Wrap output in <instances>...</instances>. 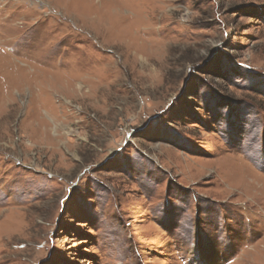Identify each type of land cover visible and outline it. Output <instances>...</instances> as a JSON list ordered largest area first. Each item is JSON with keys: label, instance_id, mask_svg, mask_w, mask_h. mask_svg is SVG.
<instances>
[{"label": "rangeland", "instance_id": "1", "mask_svg": "<svg viewBox=\"0 0 264 264\" xmlns=\"http://www.w3.org/2000/svg\"><path fill=\"white\" fill-rule=\"evenodd\" d=\"M0 264H264V0H0Z\"/></svg>", "mask_w": 264, "mask_h": 264}]
</instances>
